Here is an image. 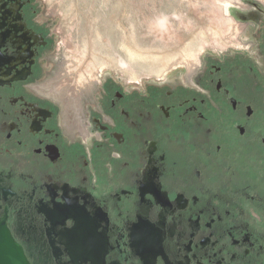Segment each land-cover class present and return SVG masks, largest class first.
Here are the masks:
<instances>
[{
	"label": "flooded vegetation",
	"instance_id": "1",
	"mask_svg": "<svg viewBox=\"0 0 264 264\" xmlns=\"http://www.w3.org/2000/svg\"><path fill=\"white\" fill-rule=\"evenodd\" d=\"M49 9L0 0V220L29 264H264V27L79 83Z\"/></svg>",
	"mask_w": 264,
	"mask_h": 264
},
{
	"label": "rangeland",
	"instance_id": "2",
	"mask_svg": "<svg viewBox=\"0 0 264 264\" xmlns=\"http://www.w3.org/2000/svg\"><path fill=\"white\" fill-rule=\"evenodd\" d=\"M46 3L79 83L101 69L144 81L174 78L208 51L254 48L264 27V0Z\"/></svg>",
	"mask_w": 264,
	"mask_h": 264
},
{
	"label": "water",
	"instance_id": "3",
	"mask_svg": "<svg viewBox=\"0 0 264 264\" xmlns=\"http://www.w3.org/2000/svg\"><path fill=\"white\" fill-rule=\"evenodd\" d=\"M0 264H29L22 246L3 219L0 220Z\"/></svg>",
	"mask_w": 264,
	"mask_h": 264
}]
</instances>
